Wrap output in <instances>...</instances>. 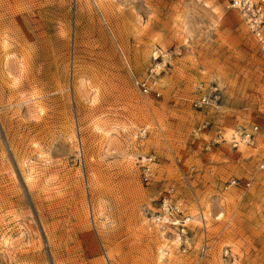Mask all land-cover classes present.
<instances>
[{
  "label": "rangeland",
  "instance_id": "374dc122",
  "mask_svg": "<svg viewBox=\"0 0 264 264\" xmlns=\"http://www.w3.org/2000/svg\"><path fill=\"white\" fill-rule=\"evenodd\" d=\"M228 2L0 0V264H264V53Z\"/></svg>",
  "mask_w": 264,
  "mask_h": 264
},
{
  "label": "built area",
  "instance_id": "2783aa9c",
  "mask_svg": "<svg viewBox=\"0 0 264 264\" xmlns=\"http://www.w3.org/2000/svg\"><path fill=\"white\" fill-rule=\"evenodd\" d=\"M242 5L243 11L246 13V22L247 26L251 33H253V37L259 44L261 51L264 53V0H229L228 7H240ZM143 88L145 91L148 90V86L143 84ZM211 92H207L203 94L199 98H197L194 102L196 106H207L208 104H213L214 98H218L219 93L217 87H213ZM209 124V123H208ZM207 124V125H208ZM259 125L258 124H249L244 126H239L238 131L240 134V138H234L231 140L234 147H238L241 142H246L247 144H253L257 140V135L259 133ZM220 132L218 136H220ZM261 168L264 169V161L260 164ZM153 170L150 164H146L144 166V178L148 180L152 175ZM162 208L164 210L178 211L180 210V204L173 205L168 201L167 198H164L162 203ZM178 209V210H177ZM162 216H158V220H161ZM227 253L228 249L226 250ZM229 264H234L232 259H229Z\"/></svg>",
  "mask_w": 264,
  "mask_h": 264
},
{
  "label": "bare ground",
  "instance_id": "6f19581e",
  "mask_svg": "<svg viewBox=\"0 0 264 264\" xmlns=\"http://www.w3.org/2000/svg\"><path fill=\"white\" fill-rule=\"evenodd\" d=\"M251 1H253V0H251ZM256 1H257V0H256ZM227 5H228V4H227ZM227 7H228V6H227ZM228 8H229V7H228ZM231 9L238 10V12L240 13V16H244V20L246 21V13L243 11L242 5H240V7H232ZM252 34H253V33H252ZM194 105H195V102H194ZM209 105H212V104H208L207 106H209ZM195 106H196V105H195ZM196 107H199V106H196ZM244 125H247V126H248V124H241V123H240V124H236V125L234 126V128H233V132H232L230 138H226L225 135H224L223 133H220V134H221L220 136L216 135L215 138H214V142L217 143V144H220L221 142H229V143L233 146L231 140H233L234 138H237V139L240 138V134H239L238 128H239V126H244ZM202 127H203V126L198 127V130H201ZM245 144H247V143H246V142H241V144H240L238 147L240 148L242 145H245ZM233 147H234V146H233ZM164 215H165V216H164V219H169V220H171V221H172L174 224H176V225L180 222V218H178V217H174V219L171 218V217L169 216L167 210L164 211ZM188 217H189V216H185L183 222H187ZM182 230H184V228H183ZM163 254H164V253H162V255H163Z\"/></svg>",
  "mask_w": 264,
  "mask_h": 264
}]
</instances>
